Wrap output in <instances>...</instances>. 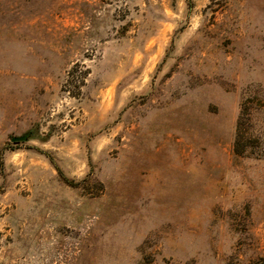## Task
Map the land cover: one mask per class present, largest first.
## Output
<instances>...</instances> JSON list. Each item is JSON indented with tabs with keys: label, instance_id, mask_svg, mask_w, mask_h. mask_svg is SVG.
I'll list each match as a JSON object with an SVG mask.
<instances>
[{
	"label": "rangeland",
	"instance_id": "rangeland-1",
	"mask_svg": "<svg viewBox=\"0 0 264 264\" xmlns=\"http://www.w3.org/2000/svg\"><path fill=\"white\" fill-rule=\"evenodd\" d=\"M248 93L264 0H0V264H264Z\"/></svg>",
	"mask_w": 264,
	"mask_h": 264
},
{
	"label": "trees",
	"instance_id": "trees-1",
	"mask_svg": "<svg viewBox=\"0 0 264 264\" xmlns=\"http://www.w3.org/2000/svg\"><path fill=\"white\" fill-rule=\"evenodd\" d=\"M234 150L239 155L264 156V101L255 94L242 98Z\"/></svg>",
	"mask_w": 264,
	"mask_h": 264
},
{
	"label": "water",
	"instance_id": "water-1",
	"mask_svg": "<svg viewBox=\"0 0 264 264\" xmlns=\"http://www.w3.org/2000/svg\"><path fill=\"white\" fill-rule=\"evenodd\" d=\"M26 137H16V138H13V140L15 141H19V140H25Z\"/></svg>",
	"mask_w": 264,
	"mask_h": 264
}]
</instances>
